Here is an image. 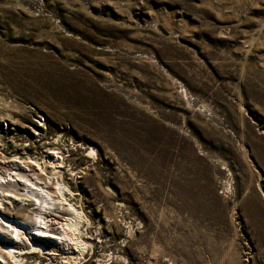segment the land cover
Instances as JSON below:
<instances>
[{
	"label": "rangeland",
	"instance_id": "rangeland-1",
	"mask_svg": "<svg viewBox=\"0 0 264 264\" xmlns=\"http://www.w3.org/2000/svg\"><path fill=\"white\" fill-rule=\"evenodd\" d=\"M0 120L87 244L21 264H264V0H0Z\"/></svg>",
	"mask_w": 264,
	"mask_h": 264
},
{
	"label": "bare ground",
	"instance_id": "bare-ground-1",
	"mask_svg": "<svg viewBox=\"0 0 264 264\" xmlns=\"http://www.w3.org/2000/svg\"><path fill=\"white\" fill-rule=\"evenodd\" d=\"M58 153L47 152L44 164L0 156V264H21L24 253L34 250L61 253L70 261L87 245L79 230L81 213L67 205L61 170L45 169L63 167ZM63 214L70 217L62 219Z\"/></svg>",
	"mask_w": 264,
	"mask_h": 264
},
{
	"label": "built area",
	"instance_id": "built-area-1",
	"mask_svg": "<svg viewBox=\"0 0 264 264\" xmlns=\"http://www.w3.org/2000/svg\"><path fill=\"white\" fill-rule=\"evenodd\" d=\"M2 122V120H0V128L2 129V130H6V125L3 123H1ZM40 122H42V120H40L39 122H37V121H34V123L35 124H38V125H44L43 123H41L40 124ZM3 126V127H2ZM39 128H41V127H39ZM8 129V128H7ZM2 130H0V132L2 131Z\"/></svg>",
	"mask_w": 264,
	"mask_h": 264
}]
</instances>
